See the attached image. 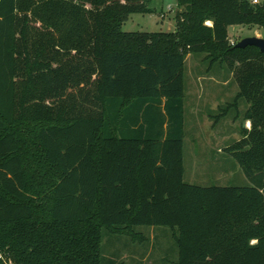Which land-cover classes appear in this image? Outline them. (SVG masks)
<instances>
[{"label": "trees", "instance_id": "trees-1", "mask_svg": "<svg viewBox=\"0 0 264 264\" xmlns=\"http://www.w3.org/2000/svg\"><path fill=\"white\" fill-rule=\"evenodd\" d=\"M151 1L0 0V264H126L106 232L140 225L171 228L176 264H264V51L229 35L264 30V0H176L175 30L125 31ZM193 53L238 81L218 117L248 102L226 150L249 185L184 179Z\"/></svg>", "mask_w": 264, "mask_h": 264}, {"label": "rangeland", "instance_id": "rangeland-1", "mask_svg": "<svg viewBox=\"0 0 264 264\" xmlns=\"http://www.w3.org/2000/svg\"><path fill=\"white\" fill-rule=\"evenodd\" d=\"M150 7L153 9L151 12L130 13L123 29L148 32L175 30L176 0H152ZM229 32L230 40L235 42L247 36L264 37V30L257 25H232ZM238 91V81L226 64L211 67L205 53L187 56L184 139L186 182L224 186L251 184L238 161L226 150L228 145L240 138L243 125H251L246 116L248 102L242 98L239 112L232 109L228 114L218 117L220 108L232 102ZM136 230L150 233L151 239L139 243L128 235L106 232L103 241L105 257H112V253L116 252L115 257L126 264H176L178 248L170 227L140 225ZM168 247L175 249V252L170 250L171 254L167 251Z\"/></svg>", "mask_w": 264, "mask_h": 264}, {"label": "water", "instance_id": "water-1", "mask_svg": "<svg viewBox=\"0 0 264 264\" xmlns=\"http://www.w3.org/2000/svg\"><path fill=\"white\" fill-rule=\"evenodd\" d=\"M238 47H246L248 45H256L258 46L262 51H264V37L260 36H247L241 39L236 44Z\"/></svg>", "mask_w": 264, "mask_h": 264}, {"label": "built area", "instance_id": "built-area-1", "mask_svg": "<svg viewBox=\"0 0 264 264\" xmlns=\"http://www.w3.org/2000/svg\"><path fill=\"white\" fill-rule=\"evenodd\" d=\"M253 2H259L260 0H252ZM233 44H235V41H231ZM7 264H15L12 260H9Z\"/></svg>", "mask_w": 264, "mask_h": 264}, {"label": "crops", "instance_id": "crops-1", "mask_svg": "<svg viewBox=\"0 0 264 264\" xmlns=\"http://www.w3.org/2000/svg\"><path fill=\"white\" fill-rule=\"evenodd\" d=\"M230 27H231V26H230ZM230 27H229V28H230ZM229 33H230V32H229ZM118 244H119V242L117 243V245H118ZM143 259H144V258H143Z\"/></svg>", "mask_w": 264, "mask_h": 264}]
</instances>
